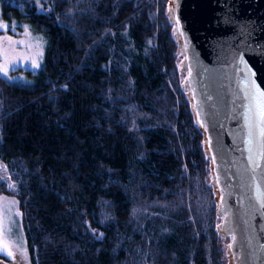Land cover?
Listing matches in <instances>:
<instances>
[{
  "label": "trees",
  "instance_id": "16d2710c",
  "mask_svg": "<svg viewBox=\"0 0 264 264\" xmlns=\"http://www.w3.org/2000/svg\"><path fill=\"white\" fill-rule=\"evenodd\" d=\"M42 2L0 0L45 40L24 80L0 74V192L31 264H223L165 0Z\"/></svg>",
  "mask_w": 264,
  "mask_h": 264
},
{
  "label": "water",
  "instance_id": "95a60500",
  "mask_svg": "<svg viewBox=\"0 0 264 264\" xmlns=\"http://www.w3.org/2000/svg\"><path fill=\"white\" fill-rule=\"evenodd\" d=\"M165 13L225 264H264V0H166Z\"/></svg>",
  "mask_w": 264,
  "mask_h": 264
},
{
  "label": "rangeland",
  "instance_id": "374dc122",
  "mask_svg": "<svg viewBox=\"0 0 264 264\" xmlns=\"http://www.w3.org/2000/svg\"><path fill=\"white\" fill-rule=\"evenodd\" d=\"M37 1L43 4L42 0ZM0 29V68H8L7 75L2 71L0 74L7 80H24L22 69L35 70L41 65L45 40L28 24L15 20L0 19ZM18 68L21 71H17ZM8 183L14 187L10 181ZM0 253V264H31L17 198L4 192H0ZM222 262L225 264L224 257Z\"/></svg>",
  "mask_w": 264,
  "mask_h": 264
},
{
  "label": "snow or ice",
  "instance_id": "6c2138e0",
  "mask_svg": "<svg viewBox=\"0 0 264 264\" xmlns=\"http://www.w3.org/2000/svg\"><path fill=\"white\" fill-rule=\"evenodd\" d=\"M0 71H2L5 75H7L8 68L5 66L3 68H0ZM4 247L7 248V244L6 243L4 244ZM11 254H12L11 252H8V255H11Z\"/></svg>",
  "mask_w": 264,
  "mask_h": 264
},
{
  "label": "built area",
  "instance_id": "2783aa9c",
  "mask_svg": "<svg viewBox=\"0 0 264 264\" xmlns=\"http://www.w3.org/2000/svg\"><path fill=\"white\" fill-rule=\"evenodd\" d=\"M166 1V0H165Z\"/></svg>",
  "mask_w": 264,
  "mask_h": 264
}]
</instances>
